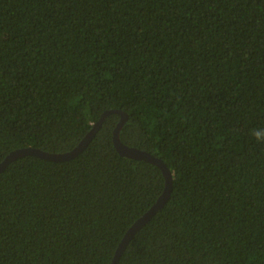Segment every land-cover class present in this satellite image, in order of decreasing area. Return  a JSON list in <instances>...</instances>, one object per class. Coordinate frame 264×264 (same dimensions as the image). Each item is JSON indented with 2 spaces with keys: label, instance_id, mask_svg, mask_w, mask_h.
I'll use <instances>...</instances> for the list:
<instances>
[{
  "label": "trees",
  "instance_id": "16d2710c",
  "mask_svg": "<svg viewBox=\"0 0 264 264\" xmlns=\"http://www.w3.org/2000/svg\"><path fill=\"white\" fill-rule=\"evenodd\" d=\"M173 172L117 264H264V0H0V163L108 110ZM110 114L0 173V264H112L162 195Z\"/></svg>",
  "mask_w": 264,
  "mask_h": 264
},
{
  "label": "water",
  "instance_id": "95a60500",
  "mask_svg": "<svg viewBox=\"0 0 264 264\" xmlns=\"http://www.w3.org/2000/svg\"><path fill=\"white\" fill-rule=\"evenodd\" d=\"M117 113L121 116V119L116 126L113 134V140L116 149L118 152L128 158L144 160L150 163H153L161 168L164 176H165V188L162 195L158 198L156 203L141 217L139 218L134 225L129 229L123 238L121 244L119 245L117 252L115 254L114 260L112 264H117L121 255L127 248L130 241L137 234L139 230H141L156 214L162 209L166 203L168 202L172 189H173V172L167 166L163 159L146 152L144 150L138 149L136 147H131L124 144L121 140V131L128 120V114L121 110H108L106 111L100 120L94 125L93 129L87 134V136L72 150L64 153H51L39 148L34 147H25L12 151L10 154L6 156V158L0 163V173L3 172L12 162L16 161L19 158L25 156H36L45 160L54 161V162H66L81 154L91 143L98 130L102 126L105 119L110 115Z\"/></svg>",
  "mask_w": 264,
  "mask_h": 264
},
{
  "label": "clouds",
  "instance_id": "9594fccd",
  "mask_svg": "<svg viewBox=\"0 0 264 264\" xmlns=\"http://www.w3.org/2000/svg\"><path fill=\"white\" fill-rule=\"evenodd\" d=\"M253 137L255 138L257 143L264 144V133H262L261 131H254Z\"/></svg>",
  "mask_w": 264,
  "mask_h": 264
}]
</instances>
